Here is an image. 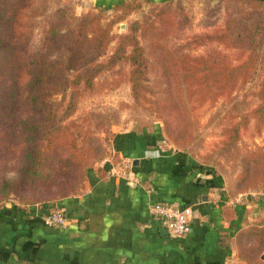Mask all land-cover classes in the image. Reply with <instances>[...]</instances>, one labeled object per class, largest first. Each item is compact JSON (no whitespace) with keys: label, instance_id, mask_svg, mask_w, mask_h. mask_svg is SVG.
Listing matches in <instances>:
<instances>
[{"label":"rangeland","instance_id":"obj_1","mask_svg":"<svg viewBox=\"0 0 264 264\" xmlns=\"http://www.w3.org/2000/svg\"><path fill=\"white\" fill-rule=\"evenodd\" d=\"M117 1H3L26 8L14 43L22 52L7 69L14 83L0 82V210H59L86 191L92 170L101 172L118 133L157 130L161 145L184 155L189 168L217 176L228 198L264 224V104L257 96L264 2L126 0L114 7ZM132 30L148 62L139 99L120 80L127 62L109 65ZM192 59L217 69L224 59H255L256 66L246 80L237 70L228 94L211 74L215 88L200 99L183 76Z\"/></svg>","mask_w":264,"mask_h":264},{"label":"crops","instance_id":"obj_2","mask_svg":"<svg viewBox=\"0 0 264 264\" xmlns=\"http://www.w3.org/2000/svg\"><path fill=\"white\" fill-rule=\"evenodd\" d=\"M159 132L118 133L112 153L121 161L105 159V175L92 170L86 191L59 203L69 220L63 227L44 223L48 204L1 209L0 263L248 264L236 239L249 223L264 224L228 198L217 176L189 168L184 155L161 145ZM157 201L191 206L190 233L163 234L149 209Z\"/></svg>","mask_w":264,"mask_h":264},{"label":"trees","instance_id":"obj_3","mask_svg":"<svg viewBox=\"0 0 264 264\" xmlns=\"http://www.w3.org/2000/svg\"><path fill=\"white\" fill-rule=\"evenodd\" d=\"M3 1L4 0H0V82L14 83L13 79L8 76L7 69H10V67L14 64V59H19L17 57V52H22L17 51L14 43L21 39L17 37L19 35L18 29L20 26L18 20L21 17L22 11L26 7L21 4L17 6V8L14 6L6 8ZM250 1L264 2L259 0ZM121 5L128 4H126V1H121L115 3L114 7ZM136 32V30H132V32L129 34L121 37L120 43L117 46L109 62V65H115L117 62L123 59L127 62L129 69L121 74L122 76L120 80L129 83L134 97L139 99L142 96L141 90L146 88L144 81L146 80L148 62L145 57V50L140 45ZM238 36L240 35L238 34ZM250 49H254V47L250 46L246 51H249ZM99 56H101V54H99L97 57ZM201 57L202 56H199L198 59ZM92 60L91 62H94L96 59ZM191 61L192 62L189 64V66H182L185 68V73L183 76L186 77L187 81L194 80L195 87H193V89L195 92H197L200 99L207 98L209 93H211V90L215 88V85H212L208 81L211 74L214 75V81L219 80V85L221 88H225V92L228 94L229 90L232 88L228 85L231 76L234 75L237 70H241V75L239 78L246 80L249 78L250 72H252L256 66L255 59H224L221 69L214 67L215 64L209 65L207 63L208 61L205 60L200 62L198 60L192 59ZM96 69H103V65L97 64ZM261 69L264 70V63ZM167 73L168 68L164 67V76H166ZM262 76L263 74H261V77ZM258 91L259 92L257 96L261 98L264 104V77L258 84ZM260 121H262V119ZM111 156L115 163H119L121 161L119 153H112ZM39 158L40 155L35 153L34 162L31 163L32 166L36 161L39 160ZM38 173L37 175H41ZM105 174L106 171L101 172V175ZM39 201L40 200L33 201L32 204L41 203ZM47 201H49V199L44 200V202ZM249 225L250 226L243 228L236 239L237 254L248 264H264V260L262 259V254L264 252V226L260 225L259 223H249ZM251 238H255L258 241V246H256V242L252 245L248 244Z\"/></svg>","mask_w":264,"mask_h":264},{"label":"built area","instance_id":"obj_4","mask_svg":"<svg viewBox=\"0 0 264 264\" xmlns=\"http://www.w3.org/2000/svg\"><path fill=\"white\" fill-rule=\"evenodd\" d=\"M149 209L173 237L182 238L190 233L193 217L191 206L157 201L151 203ZM42 219L46 225L51 227L65 226L69 221L66 213L61 209L43 214Z\"/></svg>","mask_w":264,"mask_h":264},{"label":"water","instance_id":"obj_5","mask_svg":"<svg viewBox=\"0 0 264 264\" xmlns=\"http://www.w3.org/2000/svg\"><path fill=\"white\" fill-rule=\"evenodd\" d=\"M10 207H11V204H8V205H7V209L5 210V213H6V214H10V213H11V209H10ZM162 233H163V234H166V235L170 234V233H169V230H168L166 227L163 228Z\"/></svg>","mask_w":264,"mask_h":264}]
</instances>
